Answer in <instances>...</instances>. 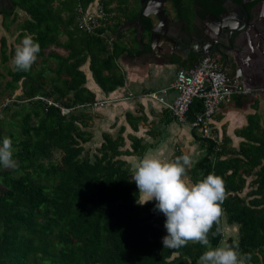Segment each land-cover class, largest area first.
Returning a JSON list of instances; mask_svg holds the SVG:
<instances>
[{"label": "trees", "instance_id": "trees-1", "mask_svg": "<svg viewBox=\"0 0 264 264\" xmlns=\"http://www.w3.org/2000/svg\"><path fill=\"white\" fill-rule=\"evenodd\" d=\"M10 1L9 8L0 6L3 26L10 30L19 19L17 11H23L28 17L18 24L19 39L31 35L38 40V59L43 60L38 64L37 59L28 71L14 66L6 84L10 95L18 89L22 93L4 109L14 110L13 118L19 119V141L6 131V118L0 120V139H12L17 162L11 169L0 167V264H200L207 248L222 245L225 222L238 226V240L229 239L227 245L238 248L242 263L264 264V111L248 116V126L237 133L244 138L238 149L230 146L229 138L220 142L198 137L206 155L196 164L193 180L209 173L223 179L222 215L213 224L207 245L190 241L179 248L164 247L166 217L155 210V200L138 202L141 193L127 161L143 154L147 146L133 138L132 150H125V138L106 133L93 153L86 148L92 138L84 130L89 117L80 109L68 116L61 111L96 102L82 70L88 61L106 93L125 84L117 63L125 53L130 55L120 28V15L130 13V0H102L107 15L95 34L83 31L79 21L80 9L86 11L96 0ZM169 2L186 30L197 18L220 16L226 4V0ZM138 19L139 13L131 15L128 24ZM143 26L149 33L153 21L143 18ZM1 43L2 61L8 63V41L2 38ZM249 100L250 96L233 98L238 107ZM202 111V102L196 101L189 120ZM128 119L137 122L131 115ZM55 152L62 153L61 163L53 160Z\"/></svg>", "mask_w": 264, "mask_h": 264}, {"label": "crops", "instance_id": "crops-1", "mask_svg": "<svg viewBox=\"0 0 264 264\" xmlns=\"http://www.w3.org/2000/svg\"><path fill=\"white\" fill-rule=\"evenodd\" d=\"M96 4L101 3L96 0ZM93 7L94 5L91 10H95ZM171 11L173 10H169V19L164 22L152 18L155 30L149 33H144V30L139 29L136 22L128 24V18L139 13V9L130 11L127 16L120 15V20L123 22V27H120L122 28L121 33L124 34L123 42L128 46L131 55L125 53L117 63L125 77V84L113 92L106 93L94 79L88 61L82 68L87 76L86 87L96 94V102L108 103L98 107L93 106L94 103L82 105L79 112L89 117L88 127L84 129L92 135L91 141L86 145L89 151L95 152L101 147L104 142L103 135L106 133L114 138L118 136L125 138V150L129 151L132 150L133 138H138L142 140L143 145L147 146V149L141 155L127 157L131 165V174L146 154L157 155L165 160H174L178 156L187 155L190 159L187 174L194 181L193 170L206 155V149L198 139L201 133L194 132L190 125L179 123L162 103L149 96L165 90L168 91L167 101H174L176 92L170 88L178 72L197 66L201 59L198 58L199 54L208 45L205 42L207 40L204 41L206 36L203 30L204 25L199 19L193 28L186 30L177 20L175 12L171 13ZM17 13L19 18L21 15L24 16L23 20L28 17L21 10ZM0 17L1 25H3V17ZM260 31L264 35V29ZM254 42L253 47L257 51V43L261 41L258 39ZM53 51L67 55V52L62 49L54 47ZM254 57H246L244 63H240V67L235 59L231 58L227 73L235 77H239L240 73L246 77L242 79L254 89L253 100L255 101H247L242 107H238L232 100L231 103L221 107L213 121L216 140L222 142L224 138H229L230 146L236 149L244 141V138L239 137L237 133L248 126V116L260 112V108L264 105L262 101L261 106L259 103L261 97H264V61L261 57ZM248 102H251V105ZM256 102H258V107ZM129 115L137 122L132 121L131 124L128 119ZM94 140H97L98 144L95 145L94 150H91L92 146L88 145H91Z\"/></svg>", "mask_w": 264, "mask_h": 264}, {"label": "clouds", "instance_id": "clouds-1", "mask_svg": "<svg viewBox=\"0 0 264 264\" xmlns=\"http://www.w3.org/2000/svg\"><path fill=\"white\" fill-rule=\"evenodd\" d=\"M41 45L31 35H25L15 47L12 63L18 71H28L38 59ZM190 159L187 155L165 160L146 154L136 166L132 180L138 186L145 204L155 200V210L162 212L166 234L164 247L179 248L192 242L208 244V234L222 215L224 181L209 173L198 182L192 181L187 172ZM13 141L0 139V167H16ZM79 199V198H78ZM220 229L217 228V232ZM200 264H242L240 252L231 245L207 248L199 258Z\"/></svg>", "mask_w": 264, "mask_h": 264}, {"label": "built area", "instance_id": "built-area-1", "mask_svg": "<svg viewBox=\"0 0 264 264\" xmlns=\"http://www.w3.org/2000/svg\"><path fill=\"white\" fill-rule=\"evenodd\" d=\"M92 6L86 11L80 9L79 27L89 34H95L101 28V20L107 15L101 4H96L95 10H91ZM170 90L176 92V98L172 102L167 101L168 91L165 90L149 96L162 103L179 123L190 125L192 129L199 131L203 138L213 140H216L213 121L221 107L231 103L234 97L255 94L254 89L245 80L229 75L223 69L219 58L212 55L203 56L198 65L190 70H180ZM46 101L52 105L50 100ZM196 101L202 102L203 111L190 121L189 113ZM106 103L108 102H96L93 106L98 107ZM77 109L81 108L61 107L65 116Z\"/></svg>", "mask_w": 264, "mask_h": 264}, {"label": "flooded vegetation", "instance_id": "flooded-vegetation-1", "mask_svg": "<svg viewBox=\"0 0 264 264\" xmlns=\"http://www.w3.org/2000/svg\"><path fill=\"white\" fill-rule=\"evenodd\" d=\"M258 2H255L256 5H254V7L248 8L247 5L252 3H248L246 5L247 10L251 13V19H255L254 25H251V28L249 30L246 31H241L240 33L238 32L237 34H234V38H236V36L239 35V45H242V47H244L245 51L248 53L247 57L253 58H257L261 57L262 61H264V38H260L259 37V33L262 35V32L260 31V29H264V19L260 18V14L257 13V9H258V4L261 3L262 0H256ZM99 3L102 4V0H99ZM241 3H236L235 0H226V4H225V12L222 13L220 16H215L213 14H209L205 19H199L202 24L204 25L203 30L205 31V39L207 41L206 44V48H204V50L202 51V53L199 54L198 58H202L205 55H212V56H216L219 58V60L221 61L222 65H223V69L225 71L228 70V63L230 61L231 58H234L233 55H236L235 51H224L225 54L229 55V61L222 55H220L216 49L214 48V45L212 43L213 38H217L218 41H220L221 43L225 44L226 46H228L229 48V36H228V32L237 30L238 28L236 27H243L246 22V15L244 14V10L241 7ZM171 5V3L169 2V0L166 1V3L164 4L165 9L167 10V6ZM0 6L2 8L7 7L9 8L11 6V1L8 0H0ZM117 5H113L114 8H116ZM128 9L129 11L135 10L134 8L136 6H138L139 9V19L136 22L137 26H139V29H143L144 33H146V30L143 26V18H150L151 20H153L151 17H146L144 15H142V19H140L141 16V12H144L146 10L149 11H158L159 8V0H130L128 3ZM257 7V8H256ZM142 9H144L142 11ZM168 15H169V11L167 10ZM170 16V15H169ZM215 16L217 18H219L220 20L216 21L213 20L211 17ZM197 19L195 20V22L197 21ZM157 20V19H156ZM252 21V20H251ZM134 22V23H135ZM207 26V27H206ZM154 27V25H153ZM257 31V32H256ZM264 35H262L263 37ZM220 38V39H219ZM260 39L261 43L258 42V50L256 51L254 49L253 46H255V42L254 40H258ZM244 49L242 50V52H244ZM237 50V49H236ZM238 51V50H237ZM255 51L257 52L255 54ZM238 53V52H237ZM257 55V56H256ZM240 59V63H244V58L239 57Z\"/></svg>", "mask_w": 264, "mask_h": 264}, {"label": "rangeland", "instance_id": "rangeland-1", "mask_svg": "<svg viewBox=\"0 0 264 264\" xmlns=\"http://www.w3.org/2000/svg\"><path fill=\"white\" fill-rule=\"evenodd\" d=\"M95 5H94V9H95ZM134 9H138V6H136ZM167 10H173V8H171L170 5L167 6ZM174 11H171V13H173ZM19 13V12H18ZM21 15V13H20ZM24 16L21 15V17L18 19L17 23H13L10 26V30H6L5 27L2 24V20L0 17V120H5V129L6 131L11 132L12 134H14V139H18L17 141H19V119L18 118H13V114H14V110L9 111V112H5V107L8 105V103L11 102L12 98H15L16 95L18 96L19 94L22 93V91H20L19 89L16 91L15 96L14 95H10L9 91L6 90V84L11 81V76L9 75V70L14 69V65L12 63V57L14 56L15 52L13 53L12 50L14 47H16V45L18 43H20L22 41V39H19V30H18V24L19 22H22ZM6 37L7 41H8V52L7 55L10 56V61L8 63H4L2 61V56H1V38ZM60 51V50H57ZM41 58H39L37 60V63L40 64L42 63ZM255 95V94H254ZM250 96V100L251 102H254L255 100H253V96ZM262 96V95H261ZM13 100V99H12ZM15 100V99H14ZM261 101L264 102V97H261V100H259L260 106H261ZM251 102H248L249 104ZM251 105V104H250ZM264 109V105L262 108H260V112H263ZM10 124V125H9ZM98 144L97 140H94V142L91 145L88 146H92L91 150L95 149V145ZM14 150H16L15 146L13 147ZM94 153V152H93ZM92 153V154H93ZM91 154V153H90ZM198 157V156H197ZM61 159H62V153L61 152H55L54 153V157L53 160L56 163H61ZM13 167H8V169H11ZM252 179H249L248 184L251 183ZM251 187L249 186L244 193L242 194V196H246V194L250 191ZM239 238V232H238V226L236 225H228L225 222L224 225V238H223V242L222 245H227L228 240L229 239H233L235 241H237ZM244 264V263H242Z\"/></svg>", "mask_w": 264, "mask_h": 264}, {"label": "water", "instance_id": "water-1", "mask_svg": "<svg viewBox=\"0 0 264 264\" xmlns=\"http://www.w3.org/2000/svg\"><path fill=\"white\" fill-rule=\"evenodd\" d=\"M10 1V0H8ZM153 1V0H152ZM163 1V4L161 3V6L159 8L158 11H149V10H146L145 13L144 12H141V16H140V19H142V15L146 16V17H151V18H154V19H157L159 22H164L165 20H168L169 19V15H168V12L167 10L165 9V6L164 4L166 3L167 0H162ZM253 1H256V0H242V4H241V7L242 9L244 10V14L243 15H246V19H247V22L246 24L243 26V27H236L238 28L237 30H234L231 32H228V36H229V48L228 46H226L225 44L221 43L220 41H218L217 38H213V45H214V48L216 49V51L224 56L228 61H229V55L225 54L224 51H235L237 56L236 55H233L234 56V59H235V62L238 64V66L240 67V59L239 57H242L244 59H246L248 53L245 51L244 47H242V45H239V35L236 36V38H234V34H237L238 32L240 33L241 31H246V30H249L251 28V25L253 24L254 25V22H255V19H251V13L252 12H249L247 10V7L246 5L250 2H253ZM258 9L256 10L258 14H260V18L261 19H264V0L261 1L260 4H258ZM256 7V8H257ZM144 9H142L143 11ZM213 20H220L219 18L215 17V16H212L211 17ZM252 20V21H251ZM255 27V25H254ZM143 30V29H142ZM152 30H155V28H153ZM257 32V31H256ZM259 37L260 38H264V36L262 37V35L259 33ZM157 39V35L155 37V40ZM220 39V38H219ZM264 40V39H262ZM238 51H237V50ZM244 49V52H242V50ZM238 52V53H237ZM243 59V60H244ZM239 78H243L245 79L246 77L240 75L239 73ZM247 82V81H246ZM248 83V82H247ZM249 84V83H248ZM250 86V85H249ZM251 87V86H250Z\"/></svg>", "mask_w": 264, "mask_h": 264}, {"label": "bare ground", "instance_id": "bare-ground-1", "mask_svg": "<svg viewBox=\"0 0 264 264\" xmlns=\"http://www.w3.org/2000/svg\"><path fill=\"white\" fill-rule=\"evenodd\" d=\"M161 3L163 4V1L162 0H159V8L161 6ZM159 8H158V10H159Z\"/></svg>", "mask_w": 264, "mask_h": 264}]
</instances>
